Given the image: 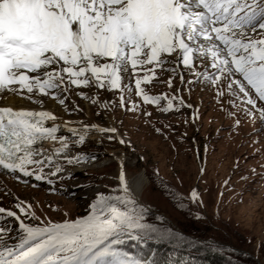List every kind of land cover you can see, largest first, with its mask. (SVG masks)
<instances>
[{"label": "snow or ice", "instance_id": "6c2138e0", "mask_svg": "<svg viewBox=\"0 0 264 264\" xmlns=\"http://www.w3.org/2000/svg\"><path fill=\"white\" fill-rule=\"evenodd\" d=\"M252 33L264 36V0H0V92L35 103L43 102L41 96L51 97L64 105L63 94L71 86L123 93L122 78L151 65L135 78V88L147 103L167 100L161 110L168 112L174 99H179L177 108L185 106L184 100L150 96L142 85L152 83L156 68L175 73L182 66L196 76L188 83L210 85L223 77L229 95L252 106L244 108L250 117L257 99L264 101V38ZM196 61L206 65L205 71H195ZM174 63L177 67H166ZM208 68L215 71L208 73ZM180 78L184 83L183 73ZM218 95L227 98L223 90ZM256 111L264 121V107ZM56 121L51 111L0 107V167L18 178L34 177L52 185L55 181L49 177L63 180L58 174L65 165L95 159L83 152L67 154L86 143L89 125L79 133L68 128L77 137L75 143L60 135V146L52 156H44L43 142L57 140L64 127ZM91 127L118 132L115 127ZM56 154H64L62 163ZM46 167L54 170L45 173ZM116 178L117 185L108 194L97 192L88 212L74 220L36 223L39 218L31 205L17 201L19 212L33 221L28 223L17 211L0 207V264H195L191 256L156 258L150 242L195 248L197 241L147 220L150 210L137 198L143 177L126 173L121 164ZM191 197L198 200L199 193L193 189Z\"/></svg>", "mask_w": 264, "mask_h": 264}, {"label": "rangeland", "instance_id": "374dc122", "mask_svg": "<svg viewBox=\"0 0 264 264\" xmlns=\"http://www.w3.org/2000/svg\"><path fill=\"white\" fill-rule=\"evenodd\" d=\"M171 65L166 67H177L175 63ZM196 65V72L205 71L203 62L196 61ZM148 67H138L131 78H122L123 93L120 89L71 86L63 94L67 97L64 105L51 97L42 96L43 102L36 104L27 100L31 105L63 111L71 119L102 126L112 124L118 129L125 144L109 140L106 133L105 139L112 152L126 158L127 173H146L149 184L138 200L150 210L147 220L170 226L197 241L195 248L177 242H150L148 248L156 251L158 260L187 252L195 264H264V121L256 111L264 104L256 101V109L249 117L244 108L252 106L230 96L223 77L210 85L207 81L188 83L196 76L182 66L175 73L156 68L152 83L142 85L145 91L151 96L180 97L185 102V106L177 108L179 99H174L173 109L164 112L161 109L167 100L159 105L147 103L131 89L135 78L143 76ZM219 90L227 98L219 97ZM250 94L254 96V92ZM133 105L135 110H130ZM91 156L95 159L82 161L83 166L93 167L91 172L54 180L52 185L0 173V207L17 211L28 223L33 221L19 212L17 201L31 205L30 211L39 218L36 223L62 222L85 215L97 192L108 194L118 183L117 165L109 164L100 153ZM193 189L199 193L198 200L191 197ZM9 219L14 228L18 226L14 218ZM203 248L213 253L208 255Z\"/></svg>", "mask_w": 264, "mask_h": 264}, {"label": "bare ground", "instance_id": "6f19581e", "mask_svg": "<svg viewBox=\"0 0 264 264\" xmlns=\"http://www.w3.org/2000/svg\"><path fill=\"white\" fill-rule=\"evenodd\" d=\"M207 59H208V61H209V59L211 61L210 57H208ZM199 62H201V61H199ZM146 66L148 67L150 65H146ZM146 66H144V67H146ZM171 66H173V65H171ZM128 81H130V79ZM131 89L134 90L136 92L137 96L139 97L138 90L135 88V86H133V87L131 86ZM148 95L151 96V94H149V93H148ZM4 97H6V98L4 99ZM40 98H42V100L45 99L42 96ZM253 98L255 99L254 96H253ZM75 99H76L77 102L80 101L77 98H75ZM52 101H56L57 102V100H52ZM257 101H258V103H261L259 100H257ZM52 103L53 102H51V104ZM256 104H257V102H256ZM0 107H12V108H14L16 110L25 109V110H34V111H51L57 117L56 123H61V124L64 125V127L58 133L57 140H55V141L46 140V141L43 142V148L47 150V151H45L43 153L44 156H52L53 155V150L60 146V140H59V136L60 135L66 136L68 138V142H69L70 145L75 143V140L77 139V137H73V135L70 132H68V128H73V129L76 130L77 133H79L84 125H89V132H88L87 137H86V143L82 146V148H79V149L72 148L67 154L69 156H78V155H80L81 152H83V153L88 154V156H91L92 153L96 152V153L102 154L103 155V159L108 161L109 164H111V165H115L116 164L118 171H119V168H120L121 164H123L124 167H125L126 158L124 156H122V154L118 155V154L112 152V150L109 148V141H107L105 139V133L101 132V131H98L95 128L91 127L92 125H96V126H99V127L111 128V127H114L112 124H110V125L108 124V126H102L100 124H97V123H95L93 121H89V120H85L84 121V120H80V119L79 120L78 119L76 120V119H73V118L71 119V118L67 117V115H63L62 114L63 111H61V110H60L61 112H57L53 108H45V105H42V106H40V105H37V106L36 105H31L29 103V101L27 100V98H25V96L16 95V94L11 93V92H9L7 94H5L3 92H0ZM49 126H51V122H49ZM106 134L114 135L116 137L115 139L117 140V142H119L121 139H123V136L120 134L119 131L117 133H115V134H112V133H106ZM124 141H125V143L127 142L126 140H124ZM116 145H118V144H116ZM122 149L123 148H121V150ZM121 153H123V150L121 151ZM63 156H64V154H56V156L54 158L57 159V160H60L61 163H62L63 162ZM37 158H39V157H37ZM92 168L93 167L87 168V167L83 166L82 165V161H81L78 165H65L64 172L58 174V176H63L64 178H66V177H70V174L74 173V176H71L70 178H73V177H76V176L80 177L83 172L84 173L85 172H91ZM51 170H54V169H50L48 167H46L44 169L45 173H48ZM4 172H8V171L4 170ZM11 175L17 176V175H14V174H10L9 176L11 177ZM136 175H139V176L143 177V181H144L143 185L140 186L137 189V194L139 196L140 192L143 189H145V187L149 184V179L146 176V173L143 172V171L138 172ZM19 177H22L25 180H28L27 178L34 179V177H23L22 175H20ZM49 178H51L53 180H60V179H58V177H49ZM40 182H45V181H40Z\"/></svg>", "mask_w": 264, "mask_h": 264}, {"label": "trees", "instance_id": "16d2710c", "mask_svg": "<svg viewBox=\"0 0 264 264\" xmlns=\"http://www.w3.org/2000/svg\"><path fill=\"white\" fill-rule=\"evenodd\" d=\"M201 249H202V248H201ZM201 249L198 248V250H201ZM203 249L205 250V252H206L208 255H210V254L213 253L210 249H207V248H203ZM196 251H197V250H196ZM155 252H156V251L154 250V253H155ZM189 256L193 257L192 254H190V253L182 252V253L177 254L175 258H179L180 260H185V259H187ZM194 258L197 259V256H194ZM197 261H198V259H197ZM196 264H209V263H207V262L205 263L204 261H198V262H196Z\"/></svg>", "mask_w": 264, "mask_h": 264}]
</instances>
